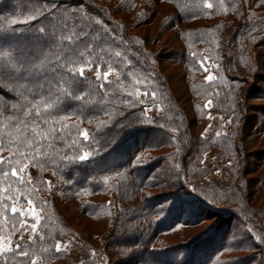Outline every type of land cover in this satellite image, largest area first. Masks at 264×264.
Segmentation results:
<instances>
[{
    "label": "trees",
    "instance_id": "obj_1",
    "mask_svg": "<svg viewBox=\"0 0 264 264\" xmlns=\"http://www.w3.org/2000/svg\"><path fill=\"white\" fill-rule=\"evenodd\" d=\"M66 3L85 9L94 20L116 29L124 37L126 44L121 49H131L127 54L133 64L122 74V88L114 84L112 87L121 98H128L129 88L138 87L150 101L161 104L163 116H147L141 103L128 107L110 102L103 110L80 111L81 102L65 96L56 115L67 117L63 123L68 127L62 133L64 141H54L53 148L42 147L37 153L32 146L19 147L7 135L0 137L3 157L0 235L20 222L17 213L11 212V200L24 204L27 198L31 199L42 214L37 233L3 253L0 264H31L34 258L39 264L58 260L62 254L56 251L57 242L72 243L81 251L83 264H96L92 253L101 250L96 242L99 237L107 264L112 256L123 255L131 264H141L142 257L152 264H242L245 258L244 264H261L253 255L251 235L248 240L237 238V234L246 233L233 226L234 221L252 222L240 209L225 206L235 194L218 192L221 185L200 182L205 174L198 158L209 150L217 152L218 161L238 157L243 152L242 129L251 119L246 111L247 96L254 89L248 86L253 82L262 86L257 92L264 102V64L256 53L257 49H264V0H66ZM206 3L212 7H206ZM14 17H21L17 0H0V20ZM32 23L40 26L38 21ZM151 27L157 33L153 39L147 34ZM166 34H172L173 41H169L165 55L162 52L165 46L158 51L154 48ZM9 43L6 38L0 39V48L8 51ZM205 54L217 62L214 81L205 78L199 64ZM91 68L108 70L101 65ZM127 71H133L135 79L142 82L136 84ZM177 71L182 84L176 90L170 76ZM22 83L0 76V101L19 106ZM79 94L77 91L73 95ZM131 99L139 100L137 96ZM209 101V111L230 116L231 133L219 141H214V132L204 139L202 131L195 129L200 126L198 118L204 116L202 112ZM108 110H114L110 112L111 118L104 114ZM3 112L0 102V130L5 123H12L7 117L21 115L19 107ZM256 112L261 117L264 114L263 110ZM100 120H107L108 124L98 130ZM258 123L263 137L264 118H254V125ZM124 124L129 126L122 127ZM84 129L88 130L89 140L79 135ZM84 152L90 155L81 161L78 157ZM260 154L264 166V152ZM65 156L69 158L64 159ZM136 156H142L143 162L136 164ZM25 166L32 170L31 176L22 174ZM120 172L125 174L124 178L118 175ZM47 178L55 182L59 202L69 215L79 217L85 224L87 237H82L81 242H73L72 219L40 197L48 190ZM153 190L162 192L150 194ZM125 193L129 194L127 198L123 197ZM162 195L169 200L165 202ZM233 199L231 202L236 204ZM158 215L160 220H156ZM203 224L206 226L200 234L182 244L183 258L167 260L169 253L178 248H159L160 237ZM21 251L28 255H21ZM243 251L250 255L224 259L225 254Z\"/></svg>",
    "mask_w": 264,
    "mask_h": 264
},
{
    "label": "snow or ice",
    "instance_id": "obj_2",
    "mask_svg": "<svg viewBox=\"0 0 264 264\" xmlns=\"http://www.w3.org/2000/svg\"><path fill=\"white\" fill-rule=\"evenodd\" d=\"M17 6L21 9L20 18L0 20V39L6 38L10 42L8 51L0 48V76L24 82L19 84L21 91L18 93L22 103L19 106L12 104L13 109L19 107L21 115L7 117L12 123L4 124L0 137L7 135L19 147L32 146L37 153L42 147L53 148L54 141H64L62 133L68 127L63 123L67 117L56 115L61 110V101L65 96H73L81 102L79 110L88 112L98 108L103 110L110 102H119L128 107L134 103H144L143 100L131 99L140 95L138 89L126 90L128 98H121L112 87L114 84L117 88H122V74L133 64L127 54L131 49H121L126 41L116 29L104 27L101 21L94 20L85 9L73 7L66 0H17ZM206 7L211 8L212 4L206 3ZM34 21H38L40 26L35 27L32 23ZM88 65L106 66L108 70L103 72V79L107 82L109 74L114 72L115 81L99 83L101 73L97 72V81L93 83L85 76ZM127 76L133 77L136 84L142 82L135 79L133 71H127ZM206 79L211 81L213 76L209 75ZM77 91L80 94L73 95ZM29 96L34 99H29ZM37 96L39 99H35ZM152 96L155 97L156 93L153 92ZM113 97L115 100H112ZM111 111L114 110L104 111V114L111 118ZM107 124V120H100L96 128L99 130ZM79 135L84 140L90 139L87 129L80 131ZM216 135L219 136L220 133L217 132ZM89 155V152H84L78 158L83 161ZM135 162L142 163V156H136ZM176 167L179 168L180 165L177 164ZM118 175L125 177L123 172ZM244 183L241 181L238 187H243ZM191 190L195 192L196 188L191 187ZM28 204L32 205V201L29 200ZM28 211L36 215L34 207H30ZM12 212H17V208L13 207ZM36 221L31 225L33 232L37 229L39 216H36ZM255 239L264 243V235H258ZM7 248L6 244H0V251ZM55 248L57 252L61 251L59 242ZM21 255L28 254L21 251ZM141 264H152V261L142 257Z\"/></svg>",
    "mask_w": 264,
    "mask_h": 264
},
{
    "label": "rangeland",
    "instance_id": "obj_3",
    "mask_svg": "<svg viewBox=\"0 0 264 264\" xmlns=\"http://www.w3.org/2000/svg\"><path fill=\"white\" fill-rule=\"evenodd\" d=\"M137 35L142 36L141 33L135 31ZM134 33V34H135ZM150 39H153L155 37V28L151 27L149 30ZM173 41V35L172 34H166L161 37V41L157 43L155 50H160V48L164 47V54L166 55V51L169 48V41ZM256 53L258 54V60L260 63L264 64V49H257ZM199 64L203 68V71L205 72V78L209 75L213 76V79L211 81H214L217 78V73L215 72V68L217 67V62H215L213 59H211L207 54H205V57L203 59L199 60ZM207 69V70H205ZM107 71V70H106ZM101 73V77L99 80V83H111L115 81V73H110L107 82L103 79V72L100 70H93L91 66H86L85 68V76L88 77L92 81H97L96 73ZM179 72L177 71L174 75H171L170 82L173 88L177 90V87L182 84V78L180 77ZM209 81V80H208ZM254 88L253 91H251L247 96V105L249 109L246 111L247 116L251 117L249 119V122L246 126L242 129V139H243V152L240 153L238 157H226L223 161L217 160V152L214 150L206 151L203 155H201L198 160L200 161V165L203 168V173L205 176L200 180L202 184L205 185H221L222 187L218 188V192H231L235 194V197L230 196V204L225 205L232 206L234 208L240 209L243 214L246 217H249L247 220H250L251 223H246L242 221H234L233 226L238 231H244L245 235H239L237 234V238H244L248 240L249 235H251V240L253 243L252 249L255 251L253 253L254 256L257 257L258 263L264 264V243H261L260 241L256 240L255 237L258 235H264V166L261 164V154L264 152V136L262 137L260 135L261 129H260V123L254 125V118L256 119L258 117L259 120H263L264 114H262V117L257 113V110H263L264 111V102L262 101L261 94L257 92L258 88H262L261 85L258 83L253 82L248 88ZM136 89L138 87H135ZM134 87L129 88V90H136ZM215 91L217 90V86H215ZM139 90V89H138ZM140 95L137 96L139 100H143V112L152 118L155 117H161L163 116V110L161 104L156 101H150L147 97L148 95H145V91L139 90ZM178 97V96H177ZM2 103V108L4 109V112L12 111V104L8 101H0ZM182 106H184V103H180ZM207 104V109H205L202 112L203 117L198 118V124L200 125L197 128V130L202 131V136L205 139L207 136H209L212 132H214L215 139L214 141H219L224 135H227L231 133L230 129V116H223L220 113H213L208 110L210 105ZM259 106V109L257 107ZM3 112V113H4ZM1 115V114H0ZM252 117H254L252 119ZM192 116L190 117V119ZM263 125V124H262ZM261 125V128H262ZM203 128L202 130L200 128ZM196 130V132H197ZM219 132L220 135L217 136L216 133ZM213 140V139H212ZM2 155H0V161H2ZM147 162H149L146 159ZM31 176L33 174L32 170L25 166L22 170V174ZM132 181V179H129ZM198 180V181H199ZM48 183V190L47 192L40 195L41 198H43L44 203L49 202V204L52 205L55 209H57L60 214L71 218L72 222V228L74 231L73 234V242H81L82 237H87V232H85L83 229L85 227V224L80 222V218L76 217L75 215L71 216L65 209V206L62 205L61 202H59L58 196L56 194V184L51 178H47ZM241 181H244L243 187H238L241 185ZM240 189L238 192L237 189ZM132 190V189H131ZM130 190V191H131ZM128 192V191H126ZM162 191L160 190H153L150 192V194H157ZM128 193L124 194L123 197L127 198ZM162 197H165L162 195ZM233 199L234 203L231 202ZM165 202L168 199V197L163 198ZM31 199H26L24 204H20L18 200H11V212L12 208H17V217L20 218V222L17 225L9 226L5 232H1L0 235V244H6L8 248L4 251H0V256L3 253L10 252L11 250L19 247L22 240H28L30 239L33 234L37 233L38 225L41 221V211L37 208V206L32 201V205L28 204V201ZM130 204V203H129ZM221 206V205H220ZM30 207H34L36 209V215H32L28 209ZM159 205V210L160 209ZM230 208V207H229ZM14 213V212H13ZM23 213V215L21 214ZM36 216L40 217V221L37 224V229L35 232L32 231L31 225L33 223H36ZM156 220H160L161 217L158 215L156 217ZM243 218V217H242ZM242 222V223H240ZM0 224H2V220H0ZM80 225V226H79ZM206 224H203L202 226L195 227V228H181L173 232V234L170 235H164L160 237L158 246L159 248H167L172 247L178 248L176 252H170L167 256V260H181L184 256V248L182 244H184L187 240L190 238L200 234L202 230L205 228ZM96 242L100 245L101 250L98 252H93L92 257L96 261V264H107V258L104 250L102 249V240L101 238H96ZM61 245V251H59L62 255L61 258L58 260H54L47 264H83V258L81 255V251H78L76 247L72 245L70 242H59ZM128 255V254H127ZM250 253L239 252V253H228V255L225 254L224 259H234L239 257H248ZM111 256V255H109ZM237 256V257H236ZM246 259V258H245ZM244 259V260H245ZM249 259V258H248ZM247 259V260H248ZM243 260V262H244ZM35 261V264H39L40 262H36V259L34 258L32 263ZM242 262V264H244ZM131 264L130 259L126 256H117V257H111V263L110 264Z\"/></svg>",
    "mask_w": 264,
    "mask_h": 264
}]
</instances>
